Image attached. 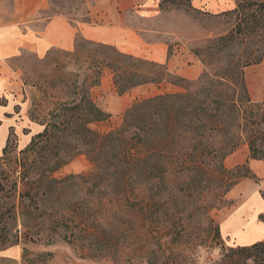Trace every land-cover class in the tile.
Listing matches in <instances>:
<instances>
[{"label": "rangeland", "instance_id": "1", "mask_svg": "<svg viewBox=\"0 0 264 264\" xmlns=\"http://www.w3.org/2000/svg\"><path fill=\"white\" fill-rule=\"evenodd\" d=\"M5 1L8 4L11 2ZM48 2L49 7L41 16L43 19L63 16L74 24L87 23L90 20L91 0ZM224 13L226 12L213 14L193 8L190 0H177L164 4L163 14L157 21L142 23L139 19L135 20L132 15L129 16L133 18L130 21L136 26L180 35L185 49L195 55V51L201 52L210 40L229 29L233 19ZM145 37L149 41L165 39L171 48L177 45L168 37L161 35L147 34ZM108 47L91 45V42L77 35L76 47L72 52L54 49L44 59H39L31 53H24L13 60L12 66L30 103L29 117L33 121L48 122L49 114L60 103L72 99L75 92L73 82L77 80V76L86 72L92 77L98 67L102 68V79L100 85L92 89V97L97 105L109 114L107 120L92 124V128L101 134L119 128L126 111L137 101L157 95L185 92L182 88L165 83L139 87L120 96L113 86L112 70L105 66L107 62L116 60V54L121 52L113 46ZM204 71L203 65V73ZM245 77L252 100L255 103L264 102V59L259 65L249 67L245 71ZM77 81L80 86L81 78ZM11 141L7 153L4 152V156L0 158V254L5 249L14 247H20L22 253L19 260L7 259L0 255V264L80 262L78 254L88 252L81 250L82 243L72 240V237H69V240H72L70 244L62 240L66 227L74 226L71 223L72 218H69L75 215L77 208L80 209L82 202L98 205L99 201H106L107 206L110 200L103 199L101 192L87 190L84 184L77 181L71 183L69 188H65L66 191L59 203L45 202L47 198L43 192H47L49 188L39 183L36 192L40 195L33 197L35 192L31 190L32 183L39 182L44 175L47 158L46 161L42 159L44 152L40 146L34 151L23 153L17 148L16 140ZM48 154L49 152L47 157ZM213 162L215 160L206 162L199 171L196 169L197 166L191 168V164H188L185 170L171 168L166 184L155 186L149 194L160 202L157 203L159 206L171 208L170 219L177 226L175 228L173 225L170 229L169 238L179 240L182 236V245L168 243L167 237L159 241L161 234L158 230L166 236L165 226H162L164 217H158V224L155 223L153 227H156L153 229L147 225L150 221L139 216L134 217L133 221L125 220L130 229H124L123 233L116 232L115 247L94 253L96 256H106L102 258L103 261L90 262L99 264H147L150 260L155 262L154 254L157 257L163 254L158 250V244L161 242L167 249L164 250L166 255H170L171 259L168 260L170 264L174 262L221 264L222 249L242 247L241 245L245 243L262 239L264 162L249 159L247 145H242L224 159L223 166L226 170L224 177L220 175L221 170L217 169ZM237 166L244 168L241 172L234 171L235 174H232ZM93 171V165L87 157L78 156L55 172L53 178L62 180L70 175L89 176ZM197 172L203 174L196 176ZM239 174H251L256 177L254 180L241 179L229 193H226L228 186ZM109 208L110 205L107 210ZM50 210L52 214L55 212L53 217L48 216ZM61 214H68V219L65 220ZM118 227V224H108L107 231L110 233ZM23 248L26 250L25 253Z\"/></svg>", "mask_w": 264, "mask_h": 264}, {"label": "trees", "instance_id": "2", "mask_svg": "<svg viewBox=\"0 0 264 264\" xmlns=\"http://www.w3.org/2000/svg\"><path fill=\"white\" fill-rule=\"evenodd\" d=\"M176 1L161 0V7ZM224 14L233 19L229 29L210 40L201 52H194L205 67L195 82L171 74L164 65L124 53H117L116 60L105 63V67L112 70L114 89L120 96L140 86L165 83L184 89V93L137 101L126 111L119 128L101 134L92 124L107 120L109 114L97 105L91 91L101 83L102 68L98 67L92 77L83 72L77 76V80L81 78L80 86L77 80L73 82L72 99L60 103L49 114L48 122L43 123L44 131L21 150L31 152L40 146L44 152L42 159L47 158L44 175L39 182L32 183L33 197L40 195L36 191L41 184L49 188L43 192L45 202L59 203L65 188L77 181L87 190L101 192L103 199L110 200L107 206L106 201H99L98 205L80 202V209L69 218L74 226L66 227L62 240L68 244L73 239L82 243L81 250L88 252L78 254L80 261H103L106 256L94 253L115 247L116 232L130 229L125 220L133 221L139 216L150 221L147 225L153 229L158 217H164L162 226H165L166 236L158 230L159 241L167 237L168 243L182 245V236L179 240L169 238L170 229L177 226L170 219L171 208L159 206L160 202L149 196L155 186L166 184L171 168L185 170L191 164V168L197 166L199 171L206 162L215 160L213 163L224 177V159L242 145L248 146L249 159L264 162V102L252 100L245 77L249 67L259 65L264 59V0H236L235 9ZM9 146L10 140L5 154ZM78 156H86L93 165L91 175L53 178L55 172ZM243 168L237 166L232 174ZM255 177L239 174L226 193L241 179L254 180ZM53 214L50 210L48 216L53 217ZM62 215L65 220L69 217ZM108 224L119 227L109 233ZM158 245L159 253L163 254L161 257L154 254L155 262L150 260L147 264H170V255L164 252L166 247L161 242ZM221 258V264H264V240L224 248Z\"/></svg>", "mask_w": 264, "mask_h": 264}, {"label": "crops", "instance_id": "3", "mask_svg": "<svg viewBox=\"0 0 264 264\" xmlns=\"http://www.w3.org/2000/svg\"><path fill=\"white\" fill-rule=\"evenodd\" d=\"M190 2L193 8L213 14L236 7V0ZM48 7V0H11L9 4L0 0V158L4 156L9 140L11 145V140L15 139L17 148L23 150L45 128L43 123L29 117L30 103L12 66L13 60L24 53L44 59L54 49L72 52L77 35H80L88 42L113 46L121 53L164 65L171 74L187 80H197L203 73L202 63L185 49L180 35L142 28L130 21L129 15L142 23L157 21L163 14L161 0H91L90 20L80 24L63 16L41 18ZM147 34L168 37L177 45L170 52L171 45L167 40L149 41L145 39ZM262 240L264 237L241 246ZM21 253L20 247H14L5 249L0 255L19 260ZM75 264L99 263L80 261Z\"/></svg>", "mask_w": 264, "mask_h": 264}]
</instances>
